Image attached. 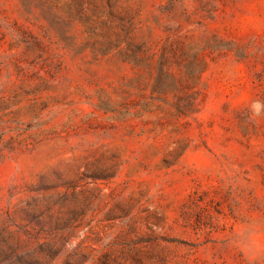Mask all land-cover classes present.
<instances>
[{
	"label": "rangeland",
	"instance_id": "rangeland-1",
	"mask_svg": "<svg viewBox=\"0 0 264 264\" xmlns=\"http://www.w3.org/2000/svg\"><path fill=\"white\" fill-rule=\"evenodd\" d=\"M0 264H264V0H0Z\"/></svg>",
	"mask_w": 264,
	"mask_h": 264
}]
</instances>
